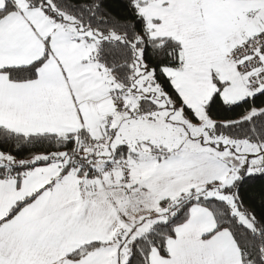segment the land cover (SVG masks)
<instances>
[{
  "label": "snow or ice",
  "instance_id": "snow-or-ice-1",
  "mask_svg": "<svg viewBox=\"0 0 264 264\" xmlns=\"http://www.w3.org/2000/svg\"><path fill=\"white\" fill-rule=\"evenodd\" d=\"M0 264H264V0H0Z\"/></svg>",
  "mask_w": 264,
  "mask_h": 264
}]
</instances>
